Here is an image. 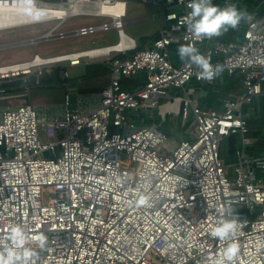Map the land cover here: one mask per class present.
I'll return each instance as SVG.
<instances>
[{"label": "built area", "instance_id": "obj_1", "mask_svg": "<svg viewBox=\"0 0 264 264\" xmlns=\"http://www.w3.org/2000/svg\"><path fill=\"white\" fill-rule=\"evenodd\" d=\"M38 1L37 8L58 12V18H102L78 27V34L114 28L121 40L49 56L36 51L30 59L0 64V82L21 78L27 86L31 75L102 53L111 76L98 97L80 95L76 106L70 93L59 105L25 98L0 105V249L9 245L10 226L22 225L34 249L36 237H48L37 264H215L230 243L239 246L231 264H264V153L241 154L242 147L261 149L245 106L264 94V14L245 10L250 19L239 25L241 37L200 38L185 23L191 0H162L168 7L164 25L150 46L138 48L123 41L125 0H61L44 7ZM22 6L23 0H0V7ZM186 44L222 65L220 76L242 75V92L229 94L223 109H204L187 92L199 69L172 51ZM140 72L147 74L143 85L122 82ZM58 73L69 76L66 69ZM175 88L183 94L172 95ZM168 97L167 114L175 111L184 121L193 114L191 129L174 147L157 125L137 120L138 112L156 109ZM231 135L239 136L240 149L227 163L222 143ZM141 199L147 203L140 205ZM225 219L238 221L234 239L212 238L211 229Z\"/></svg>", "mask_w": 264, "mask_h": 264}, {"label": "crops", "instance_id": "obj_2", "mask_svg": "<svg viewBox=\"0 0 264 264\" xmlns=\"http://www.w3.org/2000/svg\"><path fill=\"white\" fill-rule=\"evenodd\" d=\"M51 3H56L54 5H59L58 3L61 2V0H47ZM125 9H124V43L132 44L134 43L138 48L147 47L152 44L153 39L158 35L159 30L164 25V14L168 10V7L164 4L162 0L158 1L157 3H151L146 2L143 0H125ZM61 2L60 4H62ZM63 6L70 8L71 6L67 3L63 4ZM237 7L243 10L248 9H255L259 12V14H264V0H240L237 3ZM88 16L91 17L89 21L86 22H79L76 20H72L71 18L75 16ZM56 16H53V18ZM101 19V20H95ZM95 20V21H94ZM39 21V20H37ZM40 21H56V23L52 26L51 30H54L56 32H52L50 34H46L44 37L55 39V38H64L69 37L72 35H80L75 30L80 26H85L89 24H95L102 21V18L88 15V14H70V16H67L64 18H58L55 19H42ZM33 23V22H32ZM60 27H64V29H59ZM7 28V29H5ZM14 27H4L0 28V31L13 29ZM233 31V35L231 38L224 39V40H230L234 39L236 37H241L243 35V27L238 29H230ZM100 32H97L98 36L95 37L92 41L93 46L87 47V48H79L74 49L66 52L71 51H78V50H86V49H92V48H99L104 46L113 45L121 40V36L119 35L118 31L114 28H111L109 30H99ZM84 35V34H81ZM41 36V35H39ZM36 36L35 39L39 40L43 37ZM96 36V35H95ZM107 39H116V42L113 43H103V44H97V41L99 42H105ZM223 39V38H222ZM179 45H175L172 47L173 55L174 57L179 58L177 49ZM38 52V50H36ZM35 51V52H36ZM131 52V50H128L127 53ZM64 53V52H61ZM35 54V53H34ZM33 54V55H34ZM60 54V53H56ZM55 55V54H52ZM111 55L116 56H123L124 54L122 52L113 51ZM49 56V55H47ZM33 57V56H32ZM31 57V58H32ZM104 57V58H103ZM30 59V58H29ZM89 58L85 57L83 58V61L79 64L69 66V76L72 73H79L81 70L76 71L78 68H83L86 64L91 63H104V65L107 67V64L104 62L105 55L102 53L95 55L94 59L88 60ZM26 60V59H25ZM88 60V61H85ZM109 70V69H108ZM110 72V71H109ZM237 76L235 79H230L231 81L226 79L225 73L222 76H219L216 81L213 83L208 82H202V85L200 86H193L186 88L187 92L192 97H197L198 101L200 103V106L204 109H223V106L226 102V100L229 97V94H238L242 92L243 86H242V75L240 73H235ZM229 77H233L234 74L229 75ZM111 78V76H110ZM147 80V74L145 72H140L139 74L132 76V77H123L122 82L125 84L128 88L138 87L143 85V83ZM110 82V81H109ZM109 84V83H108ZM107 84V85H108ZM209 86L211 88L210 92H206L205 87ZM176 92V93H174ZM99 93H90V94H81V93H75L74 97L72 98V94L70 93V99L72 106H76L78 99L80 95L83 96H89V97H98ZM183 94V90L181 88H175L172 89L171 94ZM209 95H212L211 98H209ZM264 98V94H262L259 98H256L254 102L251 105H246L248 108L247 112L249 113L250 117V124L252 125L254 136L257 137V145H260L261 149L256 148V150L253 149V147H250L249 149L241 148V154L245 157H248L249 155H253L255 153L257 154H263L264 153V99L261 101L260 98ZM18 98L17 100H19ZM24 99V98H23ZM167 100H172V98H166ZM63 102V101H62ZM61 102V103H62ZM9 103V101H8ZM7 103V104H8ZM170 103V102H169ZM169 103L166 108H159V113L162 115H166L169 109ZM6 105V104H5ZM254 105V106H253ZM249 106L251 109H249ZM149 111V110H148ZM148 111H140L137 115V120L139 124L143 125H157L159 127V124L157 123H149L148 118L149 116L153 117L154 112L148 113ZM178 115L175 111H172L171 113L167 115ZM186 134H183L182 137H185ZM237 142L236 147L234 150H231V146L229 144L228 138L223 141L222 143V152L223 156L226 159L227 163H232L237 159V150L240 149L239 147V141L240 138L237 136ZM179 142V141H178ZM178 144V143H177ZM230 170L232 171V167H230Z\"/></svg>", "mask_w": 264, "mask_h": 264}, {"label": "clouds", "instance_id": "obj_3", "mask_svg": "<svg viewBox=\"0 0 264 264\" xmlns=\"http://www.w3.org/2000/svg\"><path fill=\"white\" fill-rule=\"evenodd\" d=\"M26 12L39 20L43 16L42 9L36 7L35 0H23ZM191 11L185 22L188 31L195 37L212 38L223 35L229 29H236L242 21L250 19V14L235 5L220 7L213 0H191ZM179 58L187 60L199 69L197 78L202 82H212L223 72L222 65H213L210 59L201 54L191 45H180L177 49ZM147 203L145 199L139 201L140 205ZM238 228V221L225 219L215 225L209 235L219 241L233 240ZM9 245L0 249V264H37L38 249H44L48 244V237L40 234L36 237L37 248L29 246L30 237L22 225L10 226L8 232ZM239 253L236 243L228 244L215 264H231Z\"/></svg>", "mask_w": 264, "mask_h": 264}, {"label": "rangeland", "instance_id": "obj_4", "mask_svg": "<svg viewBox=\"0 0 264 264\" xmlns=\"http://www.w3.org/2000/svg\"><path fill=\"white\" fill-rule=\"evenodd\" d=\"M49 1L47 0H39L38 6H47ZM91 17L88 16H75L71 18L72 20H76L79 22H86L89 21ZM95 20H101L95 18ZM94 20V21H95ZM56 23V21H35L33 23L22 24L14 27L13 29H8L4 31H0V64H4L7 62H15L21 61L25 59H29L33 56L36 50H38L39 54L42 56L52 55L56 53L66 52L74 49L79 48H87L93 46L92 41L98 35L95 34L100 31H96L93 33H88L84 35H72L69 37L64 38H55L51 39L50 37H43L39 40L35 39L36 36L39 35H48L50 33H54L56 31L51 30L52 26ZM7 29V28H5ZM59 29H64V27H60ZM96 35V36H95ZM116 39H107L105 42L97 41V44H105V43H113L116 42ZM76 71H80L81 68L76 69ZM70 71V70H68ZM70 74V73H69ZM225 75L227 76L226 79L231 81L230 79H235L237 74H234L233 77H229L228 73L226 72ZM206 92H210L211 88L209 86L205 87ZM176 93V92H174ZM41 94V92L35 93ZM175 95V94H173ZM29 96H33L30 93ZM212 95H209L211 98ZM264 98L261 97L260 100L262 101ZM24 101L23 98L19 100L13 101V103H19ZM170 100L166 98H161L159 107L153 110H149L148 113L151 111L154 112L153 117L149 116L147 119L149 123H157L159 124V128L168 136L167 144L169 147H174L177 145L178 141L183 139V134H187V130H190L193 125V114L190 112L187 120H183L180 115H162L159 113V108H166ZM38 106L43 105H59V104H47V103H34ZM254 106V105H253ZM249 109L251 107L249 106ZM245 110L247 111L248 108L245 106ZM249 112V111H248ZM49 197L48 193L44 195V201H47Z\"/></svg>", "mask_w": 264, "mask_h": 264}, {"label": "trees", "instance_id": "obj_5", "mask_svg": "<svg viewBox=\"0 0 264 264\" xmlns=\"http://www.w3.org/2000/svg\"><path fill=\"white\" fill-rule=\"evenodd\" d=\"M233 33L229 29L219 37L228 39L232 37ZM68 68L69 66H59L57 72L52 74L31 75L27 86L26 84L23 85L21 78L0 82V105L7 104L9 99H14L13 101H15L18 98H25L26 101L38 104H59L64 100V96L67 93H71L72 98L75 93H99L110 81V72L104 63L86 64L81 68V72H71L70 76L62 78L58 70H68ZM64 81L66 82L65 84L63 83ZM28 87L31 88L33 96L27 94ZM38 92H41V94L35 95ZM228 140L231 150H234L237 142L236 135H231Z\"/></svg>", "mask_w": 264, "mask_h": 264}, {"label": "bare ground", "instance_id": "obj_6", "mask_svg": "<svg viewBox=\"0 0 264 264\" xmlns=\"http://www.w3.org/2000/svg\"><path fill=\"white\" fill-rule=\"evenodd\" d=\"M121 9L118 7L117 11ZM43 16L39 19L42 20L44 18H50L53 16H57L54 11H50L47 8L42 9ZM37 21L33 15L26 12L25 7L22 6L20 8H12V7H0V28L4 27H12L22 24H28Z\"/></svg>", "mask_w": 264, "mask_h": 264}, {"label": "water", "instance_id": "obj_7", "mask_svg": "<svg viewBox=\"0 0 264 264\" xmlns=\"http://www.w3.org/2000/svg\"><path fill=\"white\" fill-rule=\"evenodd\" d=\"M39 37H44V35H41ZM209 45H212V43H209ZM202 46H205V44H202ZM200 85H202V82L193 78L187 82L186 87L189 88V87L200 86Z\"/></svg>", "mask_w": 264, "mask_h": 264}]
</instances>
